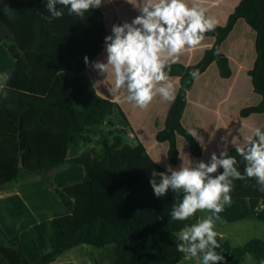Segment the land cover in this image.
<instances>
[{
	"label": "trees",
	"instance_id": "obj_1",
	"mask_svg": "<svg viewBox=\"0 0 264 264\" xmlns=\"http://www.w3.org/2000/svg\"><path fill=\"white\" fill-rule=\"evenodd\" d=\"M113 1L118 2L117 11L109 0L93 8L101 19L98 35L100 29L103 33L95 42L94 11L81 18L64 9L62 18L49 23L42 18L48 15L47 0H0V36L10 41L8 52L16 59L7 75L8 98H0V190L31 173L50 175L65 164L78 163L85 169L82 178L69 182L55 184L49 177L50 187L68 210L50 221L52 248L31 261L19 237L8 236L0 228V264H50L81 244L98 248L114 244L112 264H184L185 256L176 248V233L197 222L198 216L171 221L172 207L183 193L169 189L165 196L156 197L150 184L153 170L167 172L169 165L179 170L183 165L207 163L213 153L219 156L228 151L243 174L245 162L235 148L246 146L254 128L264 130V0H218L215 5L200 0L217 20L215 30L205 34L204 42L210 36L212 44L201 49L202 57L195 63L171 64L169 77L179 76L180 86L155 133L154 146L147 150L140 141L124 142L130 123L121 105L94 91L81 94L60 75L65 70L81 72L90 64H85V56L90 62L106 44L117 17L122 25L140 15L128 21L127 4ZM133 1L139 0H131L137 5ZM244 43L246 52L241 51ZM238 61L244 64L238 77H246L247 84L236 101L237 80L231 92L243 123L230 128L218 123L214 128L215 112L188 100L215 108L239 68ZM196 69L199 76L209 71L212 80L218 78L214 84L201 82L205 87L200 95L188 92L195 80L189 73ZM209 97L214 101L209 102ZM102 125L112 128L111 136L102 140L103 148L92 146L79 153L80 144L92 140L91 134ZM230 195L232 202L224 206L221 221L246 217L264 221V192L254 178L233 181ZM217 240L216 252L224 257L220 264H238L236 255L247 253L259 263L264 260L261 237L236 247L219 233Z\"/></svg>",
	"mask_w": 264,
	"mask_h": 264
},
{
	"label": "clouds",
	"instance_id": "obj_2",
	"mask_svg": "<svg viewBox=\"0 0 264 264\" xmlns=\"http://www.w3.org/2000/svg\"><path fill=\"white\" fill-rule=\"evenodd\" d=\"M101 4L102 0H47L48 15L42 18L51 23L64 16V9L68 15L83 18ZM139 11L130 23L113 25L112 35L105 38L106 63L97 61L92 66L102 75L112 74L113 84L108 89L111 94L123 90L128 102L147 109L157 96L164 101L175 99V86L169 77L171 64L185 51L198 48L205 34L215 30L217 20L207 14L200 0H143ZM84 60L86 65L90 63L87 56ZM189 75L198 79L199 70ZM8 79L6 74L0 75V98H8ZM114 98L119 101V97ZM235 151L245 162L243 174L237 168L236 157L228 151L219 156L213 153L207 163L183 165L179 170L169 165L167 172H152L150 184L156 197L165 196L169 189L183 193L182 200L172 207L171 221H188L198 212L209 213L176 233L177 251L196 264H220L224 259L216 252L220 247L216 222L221 220L224 206L232 202L233 181L254 178L264 192V130L254 128L246 146H238Z\"/></svg>",
	"mask_w": 264,
	"mask_h": 264
},
{
	"label": "crops",
	"instance_id": "obj_3",
	"mask_svg": "<svg viewBox=\"0 0 264 264\" xmlns=\"http://www.w3.org/2000/svg\"><path fill=\"white\" fill-rule=\"evenodd\" d=\"M202 1L207 2L208 5H215L218 3V0ZM109 2L112 4L113 9L117 11L118 2H115L113 0H109ZM121 2L122 4H127L124 7V13L128 17V21L132 17V15H136L140 12V0L133 1V3L135 4L136 2L137 5H133L131 3V0H121L120 3ZM187 2L191 3V0H187ZM141 3L143 4V0L141 1ZM93 11L96 17L92 29L94 30V35L96 38L95 42H97L98 36L102 38L103 33L100 29L98 35V28L99 26H101V19H98L95 10L91 9L92 13ZM220 15L222 16L221 13ZM214 16L215 15H212L211 17L214 18ZM115 25H119L118 17L116 19ZM210 39L211 37L208 36L207 43L203 41L198 48L194 50H187L182 53L175 64L182 63L188 65L199 61L202 57L201 49L207 46V44H212V40ZM4 40L2 36H0V46L3 45ZM245 45L246 47L243 46V48H241L242 52H246L247 50V44ZM8 48L9 47H7V51H5L0 56V72L3 75H9L13 71L16 63V59L9 54ZM228 57L232 58L231 56ZM106 58V44H103L99 52H96L92 56L90 64L84 70L78 73L65 70L61 71L60 75L64 80L72 84L75 87V90L80 92L81 94H85L89 91H94L104 97H108L115 101L117 100L114 97H119L118 103L121 105L122 109L126 113L130 123V126L128 128L129 133H127V137H129L130 139L136 138L137 142H142L147 148V150H149L155 144V133L157 129L162 126L165 114L172 101H164L162 98L157 96L147 109H140L136 107L133 103H130L126 100V93L123 90L111 94L108 89L113 84L112 74L109 72L105 75H102L98 71H96L92 66L93 63L97 61L106 63ZM246 58L248 59V61L250 60L249 56H247ZM236 63L239 65V68L234 74L230 84L227 86L228 88L225 91L224 97L217 101L215 108H212L211 104L204 105L200 103L199 100L194 101L195 99L191 98H189L188 100L189 102L204 106L205 108H208L215 112L216 118L214 128L218 125V123L224 125V127L226 128H230L232 124L243 123V120L238 119L237 117V109L235 110L231 91L235 84L234 82H236L237 80L234 89L236 101L239 97L242 96L241 93H243V91L241 90V87L246 86L247 81L246 77H241V75L238 77V72L240 68L244 67L243 61H238ZM208 72L209 71L205 72L204 74L200 75L198 79H195L191 89L188 92L192 90L194 94L198 92L200 95L201 88L205 87L203 86L204 83L201 84V82H206V84L208 85L214 84L215 81L218 80L217 77V79L212 80L213 75H209ZM170 80L175 86L176 93L180 86L179 76L175 78H170ZM218 84L223 85L224 83L219 82ZM208 101L212 102L214 100L209 97ZM227 119H234L237 122L230 123V121H228ZM111 129V127H108L105 130L109 131ZM81 146L82 143L79 146V153L84 151L82 150ZM48 174L52 176L55 184H60L82 178L85 175V169L82 164H65L64 166H61L51 172H48ZM46 177L47 173H31L27 179L14 182L5 189L0 190V228L8 236L19 237L24 253L27 258L31 261L38 259L41 253H45L52 248V244L50 241L51 219L55 216L68 213V210L64 207L60 199L50 187L49 180H47ZM254 218L256 217H246L240 220H236L242 222V233L244 232V230L256 226L258 224L257 222L261 221L257 218L256 220L258 221H254ZM218 233L221 235V237H223V234L221 232ZM235 238L236 237H233V239ZM246 239L247 238H245L242 242H238V245L234 244L232 240L228 241L232 246L236 247L245 243ZM112 245L114 247H111L112 249L110 248L111 254L107 256L103 254V260H99L98 258L97 263L103 264V262L106 263V261H108V264H112L114 262L116 258L115 245ZM100 250L104 251V249ZM90 253V245L81 244L64 251L53 264H88L91 258ZM186 259L191 258L185 257L182 260V263L185 264ZM258 264H260L259 261Z\"/></svg>",
	"mask_w": 264,
	"mask_h": 264
},
{
	"label": "rangeland",
	"instance_id": "obj_4",
	"mask_svg": "<svg viewBox=\"0 0 264 264\" xmlns=\"http://www.w3.org/2000/svg\"><path fill=\"white\" fill-rule=\"evenodd\" d=\"M1 27V26H0ZM1 29V28H0ZM3 32H4V27H3ZM4 40V39H3ZM10 41L9 40H4L3 41V45L0 46V56L7 51V47H9ZM109 126H100L99 128H96V133L95 134H91V139L92 140H88L85 142H82V150H86L92 146L98 148V149H102L103 148V144H102V140L106 137H110L112 134V130H105L106 128H108ZM129 127H127V133H129ZM124 142H127L129 144H135L137 143V139L133 138L130 139L129 137L125 136L124 137ZM49 177L51 178L52 182H54L53 178L51 175H47V180H49ZM209 213L207 212H198V219L202 220L204 219ZM254 221H258L256 220V218H254ZM258 224L256 226L250 227L246 230H244V232H241V227H242V222L240 221H234V222H225V221H217L216 222V231L217 232H221L223 234V239L224 240H232V242L234 244H239L238 242H242L245 238L246 241L249 240V238L252 237H263L264 239V222L259 221L257 222ZM233 237H236L235 239H233ZM244 238V239H243ZM91 247V253H90V260L88 264H99L96 261L99 260H103V256H107L111 254V247H114L112 244L111 245H107L105 247L102 248H98L96 246H92ZM111 248V249H110ZM100 249H104L100 250ZM104 254V255H103ZM239 262L238 264H258V260L251 254L247 253L244 254L242 256H240V258L238 259ZM103 264H108V261H106V263L103 262ZM185 264H196V262L193 259H186L185 260Z\"/></svg>",
	"mask_w": 264,
	"mask_h": 264
},
{
	"label": "water",
	"instance_id": "obj_5",
	"mask_svg": "<svg viewBox=\"0 0 264 264\" xmlns=\"http://www.w3.org/2000/svg\"><path fill=\"white\" fill-rule=\"evenodd\" d=\"M22 163H23V161H22V158H21L20 164H22ZM240 256H241L240 254H237V255H236V258L239 259Z\"/></svg>",
	"mask_w": 264,
	"mask_h": 264
},
{
	"label": "built area",
	"instance_id": "obj_6",
	"mask_svg": "<svg viewBox=\"0 0 264 264\" xmlns=\"http://www.w3.org/2000/svg\"><path fill=\"white\" fill-rule=\"evenodd\" d=\"M50 264H53V263H50Z\"/></svg>",
	"mask_w": 264,
	"mask_h": 264
}]
</instances>
